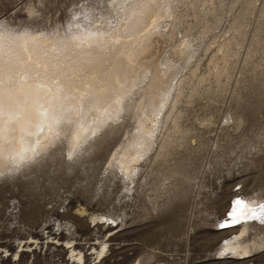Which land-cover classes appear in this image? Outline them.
Listing matches in <instances>:
<instances>
[{
    "label": "bare ground",
    "instance_id": "6f19581e",
    "mask_svg": "<svg viewBox=\"0 0 264 264\" xmlns=\"http://www.w3.org/2000/svg\"><path fill=\"white\" fill-rule=\"evenodd\" d=\"M135 1L137 10L131 11L130 18L112 35L84 28L68 38L50 40L45 35L36 37L39 34L34 36L29 30L21 34L11 31L16 30L11 21L0 17V176H21L22 166L24 171L33 166L39 171L54 159L77 171L85 161L94 168L95 154H101L102 145L118 127L108 121L133 107L129 91L136 85L142 66L137 59L150 45L151 34L145 31L170 10V0ZM26 58L27 65L22 62ZM112 61L119 62L120 67L110 75L106 71ZM101 83L105 87L97 88ZM159 85L157 82L154 87ZM169 91L166 87L151 96L148 105L141 104L139 114L147 115L148 109L154 108L156 117L164 111ZM254 97L256 106L264 108V93L257 92ZM176 103L177 99L173 107ZM254 112L248 116L251 126H257ZM177 122L175 115L173 131ZM148 125L140 116L136 132L127 140L129 150L124 156L129 157L119 163L123 178L135 176L138 161L150 156L156 127ZM172 136V132L164 136L152 155V165L155 169L165 166L169 176H178L181 187L171 188L170 195H94V199L85 195L88 206H94V212L104 210L106 216L88 211L92 207L80 206V200H85L82 197L70 201L66 210L70 226L34 225L28 234L0 241V264H39L47 253L67 254L61 260L53 259L58 264H235L238 256L240 264H260L264 260V235L260 244L254 242L255 246L242 244L240 236L252 223L260 225L264 233V200L247 205L239 202L227 211L226 196L188 195L189 180L184 176H189L190 163L182 157L176 165L166 164V148ZM63 138L65 145L60 143ZM261 157L248 158L241 172L242 183H264ZM55 171L61 170L57 167ZM38 186L33 193L38 192ZM128 190L133 192L130 187ZM238 194L240 191L234 199ZM70 207L78 210L73 212ZM213 228L218 231L216 237L225 232L234 237L224 244L216 237L207 240L205 234ZM8 229V234L20 232L17 225Z\"/></svg>",
    "mask_w": 264,
    "mask_h": 264
},
{
    "label": "rangeland",
    "instance_id": "374dc122",
    "mask_svg": "<svg viewBox=\"0 0 264 264\" xmlns=\"http://www.w3.org/2000/svg\"><path fill=\"white\" fill-rule=\"evenodd\" d=\"M135 2L0 0V17L11 21L16 29L11 31L21 34L29 30L34 36L39 34L36 37L45 35L50 40L68 38L73 31L84 28L112 35L130 18L131 11L137 10ZM13 5L18 6L13 9ZM145 32L151 34L150 45L137 59L142 66L138 69L136 85L129 91L133 107L108 121L118 127L102 145L101 154L94 153L93 169L90 161L81 162L77 171L65 163L61 166L54 159L39 171L36 166L24 171L22 166L21 176L10 179L0 176V241L28 234L35 229L34 225L36 228L45 223L70 226L72 221L66 214L68 203L82 197L85 200H80L83 202L80 206L92 207L88 206L85 195H93V199L94 195H170L171 188L180 186L178 176H169L165 166L155 169V164L152 165L153 153L169 132L174 137L166 148V164L176 165L182 157L190 163L189 176H184L189 180L188 195L226 196L227 211L239 202L247 205L264 200V183H242L241 173L248 158L264 157V108L256 106L254 97L257 92L264 93V0H170V10ZM22 62L29 64L27 58ZM119 67V62L112 61L106 72L111 75ZM156 79L160 83L157 88ZM102 86L101 83L97 88ZM166 87L170 98L164 111L156 117L154 108H149L147 115L139 114L141 104L145 107L154 94L157 96ZM175 99L177 103L173 107ZM252 109L257 126H251L248 121ZM175 115L178 116L176 133ZM140 116L148 126L156 127L154 146L148 159L138 161L135 176L123 178L119 163L123 157H129L124 156L129 150L127 140L136 132ZM60 143L65 145V138ZM68 156L67 161H72ZM57 167L60 172L55 171ZM38 184V192L33 193ZM128 187L133 192L129 193ZM238 191L241 194L234 199ZM70 209L76 212L78 207ZM91 209L88 211L97 216H106L104 210L94 212V206ZM252 224L240 236L242 244L261 243L264 233L260 225ZM9 225L19 226L20 232L8 234ZM217 232L214 228L207 230L206 239L216 237ZM233 237L225 232L216 238L224 244ZM65 255L47 253L39 264H58L53 259L61 260ZM238 257L234 258L235 264L242 262ZM259 262L264 264L263 259Z\"/></svg>",
    "mask_w": 264,
    "mask_h": 264
}]
</instances>
